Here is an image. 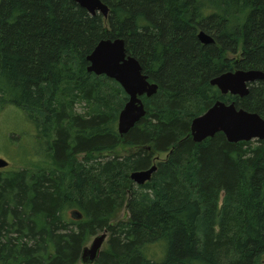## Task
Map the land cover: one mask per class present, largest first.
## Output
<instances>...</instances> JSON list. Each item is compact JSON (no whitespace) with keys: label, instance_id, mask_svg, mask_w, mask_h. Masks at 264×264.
Returning a JSON list of instances; mask_svg holds the SVG:
<instances>
[{"label":"trees","instance_id":"obj_1","mask_svg":"<svg viewBox=\"0 0 264 264\" xmlns=\"http://www.w3.org/2000/svg\"><path fill=\"white\" fill-rule=\"evenodd\" d=\"M102 1L108 17L73 0H0V115L30 124L32 139L22 158L11 154L20 132L6 139L20 166L0 168V264H81L105 229L94 264H264V140L191 135L217 100L264 118V80L244 97L210 83L264 71V0ZM115 38L158 84L123 135L127 93L87 69L98 42ZM120 146L135 150L113 154ZM160 155L136 184L131 172Z\"/></svg>","mask_w":264,"mask_h":264},{"label":"water","instance_id":"obj_2","mask_svg":"<svg viewBox=\"0 0 264 264\" xmlns=\"http://www.w3.org/2000/svg\"><path fill=\"white\" fill-rule=\"evenodd\" d=\"M90 14L101 13L108 17L110 7L102 0H73ZM199 40L204 43H213L215 39L201 30ZM88 71L97 75L104 74L115 79L124 88L128 101L121 110L118 118V130L121 135L126 134L146 114L143 96L150 97L158 90V84L151 82L148 75L143 72L139 60L126 51L123 38L102 39L87 57ZM264 80V71L259 69H236L226 71L210 80V83L222 94L244 97L250 92V84ZM225 134L229 142L264 140V118L257 112L238 108L234 102L226 103L217 100L204 113L195 117L191 122V135L195 142H201L216 133ZM10 162L0 157V168L9 166ZM157 165L152 164L147 169L135 170L130 174L136 184L149 181ZM71 215L81 218L78 210ZM108 237V230L94 236L91 243L83 247L80 255L81 264H94L99 258L103 245Z\"/></svg>","mask_w":264,"mask_h":264},{"label":"rangeland","instance_id":"obj_3","mask_svg":"<svg viewBox=\"0 0 264 264\" xmlns=\"http://www.w3.org/2000/svg\"><path fill=\"white\" fill-rule=\"evenodd\" d=\"M227 56H229L230 58H235L237 56L234 54H230L228 53ZM12 112H7L6 115L1 116L0 115V157H3L5 159H7L9 162H11L12 158L10 156V145L6 142L8 139H11L13 141V143L17 142V137L16 134H10V132H15L18 131L20 132L19 134H21L20 136V140H19V146L18 145H13V151L11 150V154L18 156V157H23L25 155V153L28 151V148H31L32 143H31V137L29 135V132H27V128L30 127V124L26 123L22 126L21 124H19L18 119L16 117H14V113ZM7 139V140H6ZM135 149L132 147H127V146H120L116 151L113 152V154L115 155H127L130 154L131 152H133ZM9 151V152H8ZM43 159V155L40 156ZM164 155H160L159 157H157V159L155 160L154 164H156L158 158H163ZM46 160V158H44ZM12 165L19 167L20 165H16L13 164V162H11ZM38 166H46L47 163L44 162V160L39 161L37 163ZM94 238V237H93ZM92 238V239H93ZM91 239V241H92ZM91 241L87 244L89 245L91 243Z\"/></svg>","mask_w":264,"mask_h":264},{"label":"flooded vegetation","instance_id":"obj_4","mask_svg":"<svg viewBox=\"0 0 264 264\" xmlns=\"http://www.w3.org/2000/svg\"><path fill=\"white\" fill-rule=\"evenodd\" d=\"M201 30H199V32H200Z\"/></svg>","mask_w":264,"mask_h":264}]
</instances>
